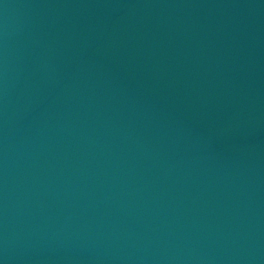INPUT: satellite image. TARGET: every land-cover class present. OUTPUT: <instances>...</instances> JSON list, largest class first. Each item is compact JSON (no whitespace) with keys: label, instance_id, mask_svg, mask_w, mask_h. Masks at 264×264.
<instances>
[{"label":"water","instance_id":"obj_1","mask_svg":"<svg viewBox=\"0 0 264 264\" xmlns=\"http://www.w3.org/2000/svg\"><path fill=\"white\" fill-rule=\"evenodd\" d=\"M0 264H264V0H0Z\"/></svg>","mask_w":264,"mask_h":264}]
</instances>
